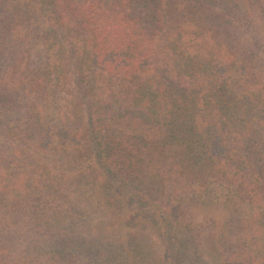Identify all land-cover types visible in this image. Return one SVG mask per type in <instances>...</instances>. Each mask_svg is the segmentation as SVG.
<instances>
[{"label":"trees","instance_id":"trees-1","mask_svg":"<svg viewBox=\"0 0 264 264\" xmlns=\"http://www.w3.org/2000/svg\"><path fill=\"white\" fill-rule=\"evenodd\" d=\"M243 1L264 22V0ZM218 3L0 0V49L16 46L14 64L0 77V128L24 112L40 145L59 147L61 129L44 115L54 105L68 126L82 119L59 105L73 69L88 111V143L102 168L100 187L121 179L161 221L176 201L203 191L212 203L248 199L262 223L260 239L219 261L264 264V78L203 24ZM36 42L41 66L33 63ZM258 145L261 154L253 151Z\"/></svg>","mask_w":264,"mask_h":264},{"label":"rangeland","instance_id":"rangeland-1","mask_svg":"<svg viewBox=\"0 0 264 264\" xmlns=\"http://www.w3.org/2000/svg\"><path fill=\"white\" fill-rule=\"evenodd\" d=\"M232 1L235 7L218 0L209 8L214 19L201 20L242 65L264 78V22L255 21L244 1ZM225 30L232 33L231 41ZM3 51L0 77L14 64L16 46H6V56ZM42 54L36 42L35 66H41ZM69 78L59 105L82 119L70 127L65 118H57L54 105L44 115L61 129L59 147L40 145L24 112L13 121L8 117L0 128V264H180L184 257L186 264H220L221 254L232 255L238 246L250 248L253 238L260 239L262 223L248 199L212 203L200 196L203 191L176 201L173 214L161 221L138 204L121 179L109 177L111 187H100L102 168L88 143V111L73 69ZM256 150L261 154L262 145Z\"/></svg>","mask_w":264,"mask_h":264}]
</instances>
